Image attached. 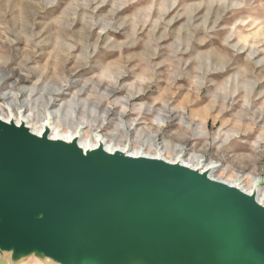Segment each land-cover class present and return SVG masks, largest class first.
Returning a JSON list of instances; mask_svg holds the SVG:
<instances>
[{
  "label": "rangeland",
  "instance_id": "374dc122",
  "mask_svg": "<svg viewBox=\"0 0 264 264\" xmlns=\"http://www.w3.org/2000/svg\"><path fill=\"white\" fill-rule=\"evenodd\" d=\"M20 111L264 195V0H0V118Z\"/></svg>",
  "mask_w": 264,
  "mask_h": 264
},
{
  "label": "water",
  "instance_id": "95a60500",
  "mask_svg": "<svg viewBox=\"0 0 264 264\" xmlns=\"http://www.w3.org/2000/svg\"><path fill=\"white\" fill-rule=\"evenodd\" d=\"M10 123L0 120V264H28L32 255L39 264H237L226 239L241 244L251 258L242 264H264L257 250V244L264 246V207L252 198V204L237 202L234 187L211 183L200 169L101 146L84 151L50 140V129L38 137L24 122ZM102 209L174 224L192 242L174 253L173 246L168 250L147 240L149 228L136 238L114 239L118 217H103ZM44 220L71 228L52 241L51 250L40 241L49 233L46 227L32 225ZM105 221L115 226L87 237V225Z\"/></svg>",
  "mask_w": 264,
  "mask_h": 264
},
{
  "label": "bare ground",
  "instance_id": "6f19581e",
  "mask_svg": "<svg viewBox=\"0 0 264 264\" xmlns=\"http://www.w3.org/2000/svg\"><path fill=\"white\" fill-rule=\"evenodd\" d=\"M6 109L9 112L12 111L11 106H7ZM47 116H50V118H52V115L50 113H48ZM17 118H19L20 122H24V121L28 122V117L23 115L22 111H20L18 113ZM0 120H2L3 122H6V123L12 124V123H10L9 120H5L2 118H0ZM48 124H51L49 122V119H48L47 123H45L44 121L42 122L41 127H39L40 131L35 129L36 132H31V133L38 136V137H42L43 132L47 129H50L51 134H52V136L49 137L50 140L63 141L65 143H69V144L74 143L77 145L78 148L80 147L84 151L90 150L92 148L94 149V148L101 146L107 152L120 151L121 153H125L126 155H129L132 157L133 156H135V157L141 156V157H146V158L149 157V158L163 159L167 163H170L173 165L179 163L182 167H184V168L187 167L189 170L191 169L194 172L198 171V169L201 168L202 172H200V174L207 177V179L209 181H211V183L222 184V185L228 184L229 186L234 187L236 189V191L238 192V195H236V201L237 202L244 201V202L252 204L251 200L254 199L256 202V205L264 207V202L262 200V198H264V195H261V192H259V190H257L258 193H257V195H255L253 188L252 189L249 188V190L246 191V190L242 189V187H240L241 185L239 182L231 183V182H226L224 180L215 178L214 172H215L216 168H218V165L216 163H208L206 165H202L201 160H200L201 157L197 158L198 164L196 165V167H193V166H190L189 164L185 163V161L181 160L180 159L181 156L177 157V161L171 162V161H168L162 157L163 152H158V153H156L157 155H154V156L144 154L142 151L127 152V148H118V147L113 148L114 145L112 143H107V140L105 139V137H102L96 133L93 135L94 137H92V139L88 138V139L83 140L81 137V134L77 132L78 128L76 130H73V131L69 130L67 133L62 134L55 126H50L48 128L47 127ZM16 126L20 127L19 124H16ZM76 140H77V142H76ZM252 186H253V184H252ZM210 194L214 195L212 192H210ZM210 194L205 195V196L209 197ZM221 210H222V208H220V207L215 208L216 212H219ZM95 211L96 210H93L92 213ZM99 212L102 213L103 217L106 215H110V216L117 215L118 219L115 220L117 228L112 235V237L114 239L119 238L122 240V239L127 238L129 235L132 238H136L138 232H141L145 228H149V235L146 237L147 240L152 241V244L158 243V244H160L161 247H167L168 250L172 249V246H173L174 253L179 252L180 250H182V248H184V249L189 248L190 247L189 245L192 242L191 238L189 237V234L185 230H183L182 228H180L179 226H176L174 224H168V223H163V222H159V221H153L152 219L139 217V216H136V215H133L130 213L113 212V211L107 210V209H102ZM73 214H75V213H71V216H73ZM199 214H201V212H199ZM243 216H247V215L244 214ZM89 218L90 217H87L86 221ZM76 220L79 221V215L77 216ZM32 225H38V226H41L44 228L46 227L45 230L49 231L48 235H40V241L43 244L42 246H44L45 248H47L46 246H49L47 248L48 250H51V245H52L53 240H56L61 235L66 236L69 229H71L69 225H66L63 222H60V220L54 221L51 224L50 223L48 224L47 221L44 220L41 222L33 223ZM114 226H115V224H112L110 221H105L103 223L94 224V225H87V230H88L87 237L88 238L93 237V235H90V234H94L95 229L113 228ZM244 230H245L246 237H248L247 234L248 233L250 234L251 230L249 229V227H246ZM251 242H253L252 243L253 246H256L255 244H257V243L255 240L251 239ZM226 243L229 246H231V248L235 249L234 250V256H235L234 262L235 263L242 264V262L244 260L248 261L251 259L250 257H246V254L242 251L243 248L241 247V244H239L237 241L226 239ZM257 245H258L257 250L263 254L264 253V246H262V244H257ZM193 248H195V250L199 251L197 246H194ZM262 259L264 261V258H262Z\"/></svg>",
  "mask_w": 264,
  "mask_h": 264
}]
</instances>
